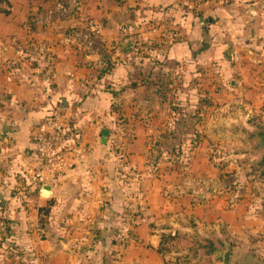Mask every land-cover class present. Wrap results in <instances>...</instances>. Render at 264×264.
Here are the masks:
<instances>
[{"label":"rangeland","instance_id":"rangeland-1","mask_svg":"<svg viewBox=\"0 0 264 264\" xmlns=\"http://www.w3.org/2000/svg\"><path fill=\"white\" fill-rule=\"evenodd\" d=\"M7 1L0 52L28 36L21 78L48 77L39 91L55 92L70 116L81 94H104L112 186L82 187L75 200L59 180L46 184L51 193L27 172H0V264H116L169 232L189 241L170 246L167 262L222 264L229 244L227 264H264V72L238 69L237 52L160 71L175 32L198 22L187 1ZM53 52L77 82L49 69Z\"/></svg>","mask_w":264,"mask_h":264},{"label":"crops","instance_id":"crops-1","mask_svg":"<svg viewBox=\"0 0 264 264\" xmlns=\"http://www.w3.org/2000/svg\"><path fill=\"white\" fill-rule=\"evenodd\" d=\"M139 2L142 6L143 4L161 5L166 2H169L167 5H171L174 0H139ZM197 5L201 14H197L196 19L200 22H191L192 24L186 27L188 30L185 26H181L179 32H175L178 34L176 38L178 41L171 42L164 53H161L163 60L160 62L162 65L158 67L160 71L172 68V64L182 66L187 61H199L204 53L230 57L233 52H237L238 69H247L249 66L254 73L264 72V4L255 0H202ZM189 17L190 15L183 17L182 20L186 18L189 20ZM27 39L28 36H14L15 46L13 48L10 46L11 50L9 48L5 52H0V90L13 88L12 91L9 90L4 94L0 92V169H2L0 172L4 171L2 178L5 177L6 180L17 173L27 172L30 175L38 162L32 137L47 128V121L44 119L47 118L50 110L62 106L59 104L62 99L58 102L55 92L43 97V93L39 91L47 83L48 77L44 74L40 73L39 77L36 75L37 78L20 77L29 57L27 49H24ZM29 41L31 39L27 42ZM201 42L204 43V48L193 53V45ZM55 53L48 56L53 59L49 63V69L64 73V84L69 82L71 85L77 82L78 78L74 73L76 68L68 65L71 61H64V66L54 58ZM154 55L159 56L157 53ZM32 61H37V64H33V68L35 71L38 70L41 67L39 56ZM256 61L258 65H255ZM76 67L82 70L78 65ZM259 67L261 70L255 71ZM232 68L237 69L234 66ZM104 97L103 93L101 95L85 93L77 100L73 110L75 127H77L75 131L81 137L80 142L83 143V139L85 140L87 149L82 155L73 157L71 168L65 175L63 174L64 176L62 175L63 177L59 175L52 181L54 183L60 181V188L63 192L65 190V193L69 191L70 194L74 191L70 197L75 196V200L84 193L82 187L89 185L96 187V184L103 182L109 187L112 186L109 172L111 151L107 138L105 143H102L100 135L102 124L110 118L106 112ZM54 188L50 187L51 193ZM159 241L160 237L157 242L143 243L144 248L148 247L151 250L149 252L142 251L140 245L136 246L140 249L134 257L121 258L116 264H167V260L156 251Z\"/></svg>","mask_w":264,"mask_h":264},{"label":"built area","instance_id":"built-area-1","mask_svg":"<svg viewBox=\"0 0 264 264\" xmlns=\"http://www.w3.org/2000/svg\"><path fill=\"white\" fill-rule=\"evenodd\" d=\"M255 1L264 4V0ZM72 126L70 115L53 112L48 117L47 128L33 135L34 150L38 158L29 175V183L33 189L41 191L49 179L70 170L73 157L85 153L84 144L80 142L81 137Z\"/></svg>","mask_w":264,"mask_h":264},{"label":"trees","instance_id":"trees-1","mask_svg":"<svg viewBox=\"0 0 264 264\" xmlns=\"http://www.w3.org/2000/svg\"><path fill=\"white\" fill-rule=\"evenodd\" d=\"M115 2L118 3V5H122L125 0H114ZM183 1H187L189 3H193V5L198 4L199 2H201L202 0L196 1V2H192L189 0H183ZM182 2V1H181ZM1 4H5V5H9V2L7 0H0V14L3 15H9V10H6L3 6H1ZM178 41L177 39H175L173 42ZM169 46V45H168ZM167 46V47H168ZM167 47L165 49H167ZM164 53V52H163ZM53 112H58V113H65V110H63L62 108L59 109H54L53 111H51L46 117V119H44V121L46 120L48 122V117L53 113ZM70 125H73V129L74 131L77 129V127H75V117L70 116ZM58 176V175H56ZM55 176V177H56ZM55 177L51 178L48 180V182H52ZM35 194H33L34 196ZM42 225V224H41ZM187 241H189V238L185 235H181L179 232H169L168 234H164L160 237V241L158 243V247L156 249L157 253L164 258L170 251V246L176 247L179 246L181 244H186ZM185 246H183L182 248H184ZM167 264H183L180 262H167ZM195 264H214V262L208 258L205 261L201 262V263H195Z\"/></svg>","mask_w":264,"mask_h":264},{"label":"water","instance_id":"water-1","mask_svg":"<svg viewBox=\"0 0 264 264\" xmlns=\"http://www.w3.org/2000/svg\"><path fill=\"white\" fill-rule=\"evenodd\" d=\"M100 135H101V142L105 143V140L108 136V131H106L105 129H102L100 131ZM262 141L264 143V135H262ZM44 190L49 191L50 187L49 186H44ZM220 253V251H218V254ZM220 255L222 256V264H227L229 261V257H230V246L229 244H225V250L223 252L220 253ZM218 256V255H217Z\"/></svg>","mask_w":264,"mask_h":264}]
</instances>
